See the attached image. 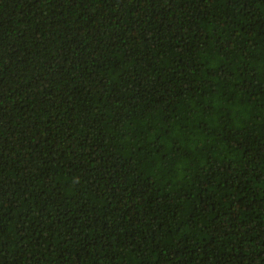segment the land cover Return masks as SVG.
Masks as SVG:
<instances>
[{"label":"trees","instance_id":"1","mask_svg":"<svg viewBox=\"0 0 264 264\" xmlns=\"http://www.w3.org/2000/svg\"><path fill=\"white\" fill-rule=\"evenodd\" d=\"M0 264H264V0H0Z\"/></svg>","mask_w":264,"mask_h":264}]
</instances>
